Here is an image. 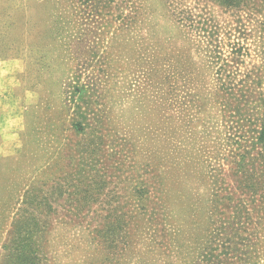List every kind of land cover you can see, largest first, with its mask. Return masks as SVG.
<instances>
[{
	"label": "rangeland",
	"instance_id": "obj_1",
	"mask_svg": "<svg viewBox=\"0 0 264 264\" xmlns=\"http://www.w3.org/2000/svg\"><path fill=\"white\" fill-rule=\"evenodd\" d=\"M0 125V264H264V0H0Z\"/></svg>",
	"mask_w": 264,
	"mask_h": 264
},
{
	"label": "trees",
	"instance_id": "obj_2",
	"mask_svg": "<svg viewBox=\"0 0 264 264\" xmlns=\"http://www.w3.org/2000/svg\"><path fill=\"white\" fill-rule=\"evenodd\" d=\"M226 3L228 4V5H230V6H233V5H235L236 4V2H231V1H226ZM254 146H255V143H254V141H252V145H250V148L252 147V148H254ZM251 153H250V149H249V151H247L244 155H242V157H241V159H242V161H244L243 163H240V164H238V168H239V172H241L242 174H243V178L245 179V183H248L249 182V179L250 178H252V177H254V175H250V172L249 171H247L246 173H244L245 172V170H246V166H245V161H246V159H247V157L249 156H252V155H250ZM251 158V157H250ZM251 161H253V159H251ZM250 181H251V179H250ZM96 185L97 184H90L89 185V190H87V191H85L84 193L87 195H91V192H93V193H95V195H101V193H100V189H102L101 187H99L98 188V190H99V193H97L96 194V191H97V189H96ZM251 186L249 185V183L246 185V188H250ZM252 187H254L253 185H252ZM251 187V188H252ZM91 191V192H90ZM31 195H34V192L31 194ZM93 196V195H92ZM77 216V215H76ZM79 216V215H78ZM153 240H155L154 239V237H153ZM226 244H229L230 245V242H227ZM226 244H223V246L222 247H226Z\"/></svg>",
	"mask_w": 264,
	"mask_h": 264
},
{
	"label": "crops",
	"instance_id": "obj_3",
	"mask_svg": "<svg viewBox=\"0 0 264 264\" xmlns=\"http://www.w3.org/2000/svg\"><path fill=\"white\" fill-rule=\"evenodd\" d=\"M1 126H2V125H0V135L3 136V130H2L3 127H1Z\"/></svg>",
	"mask_w": 264,
	"mask_h": 264
}]
</instances>
